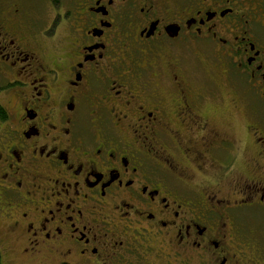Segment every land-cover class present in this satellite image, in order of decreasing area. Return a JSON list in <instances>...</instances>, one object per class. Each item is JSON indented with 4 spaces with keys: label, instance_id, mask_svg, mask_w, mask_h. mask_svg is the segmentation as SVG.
<instances>
[{
    "label": "flooded vegetation",
    "instance_id": "1",
    "mask_svg": "<svg viewBox=\"0 0 264 264\" xmlns=\"http://www.w3.org/2000/svg\"><path fill=\"white\" fill-rule=\"evenodd\" d=\"M258 236L264 0H0V264H264Z\"/></svg>",
    "mask_w": 264,
    "mask_h": 264
},
{
    "label": "rangeland",
    "instance_id": "2",
    "mask_svg": "<svg viewBox=\"0 0 264 264\" xmlns=\"http://www.w3.org/2000/svg\"><path fill=\"white\" fill-rule=\"evenodd\" d=\"M256 238H258L259 240L260 239H262V240H258L256 243V245L258 246V247H260L261 248V251L263 250V248H264V239L262 238V237H260V236H258V237H256Z\"/></svg>",
    "mask_w": 264,
    "mask_h": 264
}]
</instances>
